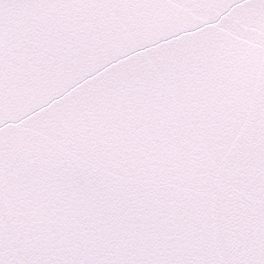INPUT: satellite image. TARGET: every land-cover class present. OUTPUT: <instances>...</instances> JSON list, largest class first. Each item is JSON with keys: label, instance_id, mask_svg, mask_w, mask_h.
Segmentation results:
<instances>
[{"label": "snow or ice", "instance_id": "6c2138e0", "mask_svg": "<svg viewBox=\"0 0 264 264\" xmlns=\"http://www.w3.org/2000/svg\"><path fill=\"white\" fill-rule=\"evenodd\" d=\"M0 264H264V0H0Z\"/></svg>", "mask_w": 264, "mask_h": 264}]
</instances>
